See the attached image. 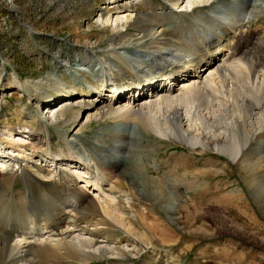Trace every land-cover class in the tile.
Masks as SVG:
<instances>
[{"label":"rangeland","instance_id":"374dc122","mask_svg":"<svg viewBox=\"0 0 264 264\" xmlns=\"http://www.w3.org/2000/svg\"><path fill=\"white\" fill-rule=\"evenodd\" d=\"M184 3L180 8H184ZM100 8H116L120 15H127L130 26L128 29L121 26L119 30L125 29V33L135 37L140 33L132 20L142 15L168 12L167 17L170 15L172 22L181 24L191 20L187 19L189 14L176 11L180 8H171L167 0H0V89L3 91L0 123L19 127L12 136L0 132V187L9 184L14 192L13 195L6 193L5 200L22 204L20 196L26 187L23 168L32 171V165L37 164L44 172L53 171L48 162L42 161V155L26 146L33 139L48 141L49 147L63 152V140L74 138L78 152L74 151L82 154L90 167L98 165L94 171L99 174L107 172L108 161L124 156L126 160L117 171L123 173L117 179L118 186L113 190L105 187V192L114 196L110 208L114 217L97 211L81 213L77 210L79 218L86 216L87 219L78 220L75 234L89 220L102 222L98 226L100 231L85 230L82 233L85 237L95 238L93 245L85 247L87 255L77 254L67 247L55 255H42L40 263L264 264V132L257 133L241 155L232 160L215 151L212 140L207 139L209 143L203 149L200 146L192 148L175 139L164 140L140 131L136 134L140 141L136 138V143L130 141L123 149L124 144L117 142L119 135L114 143L108 135L109 129L119 130L118 124L87 118L86 111H81L72 128L54 126L58 118L54 121L49 111L51 107L58 109L57 104L64 99L59 97L49 102V96L58 97L64 90L75 89L78 96L71 99L77 106L75 101H79V94L83 93L79 83L85 79L103 80V73L98 68L109 62L106 51L111 48L110 44L119 39L120 43L128 42L102 25ZM260 15L264 13L250 15L240 8L236 21L244 29L250 25L254 27L255 22L259 31L264 32V20ZM226 16L219 18L230 22V17ZM204 17L215 20L218 16L209 9ZM221 30L220 25L206 29L208 32ZM88 58L86 66L76 65ZM109 64L106 67L116 68L117 65L118 68L111 71L117 78L128 73L127 68L115 59ZM128 80L124 84L121 82L119 87V92L126 96L129 95L126 94ZM131 87H135L134 84ZM32 114L49 124V134L25 133L28 130L22 127L35 126L30 117ZM76 131L79 132L75 135ZM64 135L68 136L64 138ZM22 144H25L24 148H20ZM10 155L24 160L13 166L8 159ZM11 168L12 177L6 173ZM64 169L60 166L56 176L47 179L51 182L65 179L72 190L77 189L78 179L74 172H60ZM79 192L90 198L93 196V193ZM0 206L3 203L0 202ZM7 216L0 209V225ZM9 217L7 219H13L12 223L17 221L16 215ZM7 227V230H13L11 226ZM5 237L8 238L0 233V240ZM98 245L108 248L107 251L102 255L95 252ZM37 255L39 258L40 254Z\"/></svg>","mask_w":264,"mask_h":264},{"label":"bare ground","instance_id":"6f19581e","mask_svg":"<svg viewBox=\"0 0 264 264\" xmlns=\"http://www.w3.org/2000/svg\"><path fill=\"white\" fill-rule=\"evenodd\" d=\"M167 1L171 8H180L185 2L184 8L176 11L189 14L187 19L191 20L181 24L172 22L171 16L167 17L168 12L142 15L132 20L134 28L140 33L139 37L125 33V29L119 30L121 26L126 29L130 26L127 15H120L116 8L99 9L102 25L116 32L119 38L128 40L124 43L116 40L115 44H110L111 48H106L109 62L115 59L123 68H127L128 73L117 78L111 75V71L118 68L117 65L110 68L106 67V64L110 66L108 61L102 63L98 70L103 73V80L93 78L79 83L83 93L79 94L80 100L75 101L77 106L71 99L78 96V93H74L75 89L66 88L58 97L49 96V102L59 97L64 99L57 104L58 109L51 107L49 111L54 121L58 118L54 126L59 129L63 126L72 128L81 111H86L87 118L118 124L119 130L109 129L108 135L113 143L119 135L117 142L124 144L123 149L130 141L136 143L134 140L140 131L164 140L175 139L192 148L200 146L203 149L208 140H212L215 151L235 160L257 133L264 132V32L259 31L254 21V27L250 25L244 29L238 26L236 20L240 8L250 15L264 13V0ZM209 9L218 16L215 20L204 17ZM224 14L230 17V22L220 20L219 17ZM259 17L264 20V15ZM212 25H220L222 30L206 31ZM80 61L76 65L86 66L89 60ZM156 73L160 75L156 77ZM126 80L129 81L128 96L119 92L121 82L124 84ZM133 84L135 87H131ZM140 84L143 87H139ZM132 88L135 89L131 91ZM2 94L1 88L0 99ZM34 109L36 112L38 106ZM30 117L35 126L22 127L28 130L25 133L49 134L48 123L36 114ZM17 129L19 127L7 122L0 123L3 135L12 136ZM67 130L70 132V129ZM64 136L66 138L68 135ZM62 144L65 147L63 152L52 149L45 140L33 139L26 145L42 155V161L48 162L53 171L44 172L37 164L32 165V171L22 169L26 182L20 196L22 204L12 202V199L5 200L6 193H14L9 184L0 187L1 213L17 217L15 223H12L13 219H7L9 216L2 221L0 233L8 238L0 240V264H41L42 255H55V252L67 247L77 254L87 255L85 247L93 245L95 238L85 237L82 233L85 230L91 233L100 231L98 226L102 222L89 220L75 234L78 220L87 219L86 216L79 218L77 210L81 213L97 211L114 217L110 210L114 196L106 193L105 187L113 190L118 186L117 179L123 173L117 171L124 165L125 156L108 161L107 172L99 174L94 171L98 165L90 167L89 162L83 160V155L77 153L74 138L63 140ZM24 147L25 144L20 146ZM8 159L14 163L13 166L24 160L15 155H10ZM71 164L74 166L69 167ZM130 165L136 167L135 164ZM60 166L65 167L60 172H74L78 179L77 189L72 190L65 179L61 182L49 181L51 176H56L54 174ZM12 168L6 172L11 177L14 173ZM80 169L83 172L77 173ZM79 191L93 193V196L87 197L88 194ZM7 226L13 230H7ZM88 226L92 228L88 229ZM95 249L102 255L108 248L98 245Z\"/></svg>","mask_w":264,"mask_h":264}]
</instances>
